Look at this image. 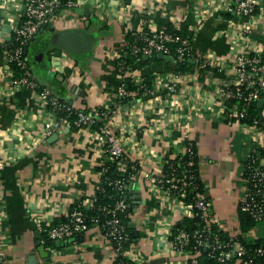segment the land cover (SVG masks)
I'll list each match as a JSON object with an SVG mask.
<instances>
[{"label":"crops","instance_id":"0c3cea01","mask_svg":"<svg viewBox=\"0 0 264 264\" xmlns=\"http://www.w3.org/2000/svg\"><path fill=\"white\" fill-rule=\"evenodd\" d=\"M0 1V25L13 29L26 0ZM229 2L81 0L76 7L52 14L27 45L35 79L61 100L70 99L74 107L104 112L103 123L119 138L129 162L136 164L137 172L126 184L127 227L140 264H185L189 256L172 251L171 233L177 223L192 217L154 182L166 160H181L189 142L194 144L202 194L211 202L209 216L218 230L228 238L264 243V222L245 228L240 211L247 188L245 157L252 147H264V107L261 131L256 132L236 124L229 116L233 108L217 93L219 85L234 79V54L240 50L235 30L248 28L253 52L264 58V0L252 18L229 15ZM185 22L192 31L191 70L174 81V60L136 59L129 63L126 78L140 86L149 79L151 93L132 91L131 97L120 100L114 62L128 35L169 30ZM50 28L85 29L91 45L86 51L76 48V53L42 47ZM9 34L3 30L0 37V264H115L112 243L95 225L78 238L51 246L41 238L42 229L64 219L76 203L94 200L105 154L95 128L65 123L41 139L49 108L34 91L11 83L2 38ZM208 58L212 64L200 67ZM164 77H169V86H155V80ZM176 95L183 99L178 109L164 103ZM260 163L264 167V155Z\"/></svg>","mask_w":264,"mask_h":264},{"label":"built area","instance_id":"2783aa9c","mask_svg":"<svg viewBox=\"0 0 264 264\" xmlns=\"http://www.w3.org/2000/svg\"><path fill=\"white\" fill-rule=\"evenodd\" d=\"M79 1L81 0H66L65 2L63 0H26L23 18L21 17L11 29L8 35L9 39L2 37L5 39L3 44L6 52V62L9 66L13 64L16 67L14 71L11 68V83L34 91L49 108L50 118L42 124L41 139L43 140L53 132H56L62 124L70 123L76 128H91L99 118L105 119L104 112L94 114L74 107L53 95L46 86L35 79L26 58L27 45L40 29L50 23L51 15L62 8L76 7ZM229 1L225 9L229 15L248 18L254 16L256 7L260 2V0ZM3 5L0 1V8ZM235 31L238 40H240V50L234 54V79L231 83L219 85L217 93L221 99L231 105L230 108H233L229 109V116L236 124L248 125L258 132L260 124L257 120L252 123H243L242 119L247 115L246 106L260 98H264V58L261 53L253 52L249 43L250 30L248 28ZM191 42V38L172 32V30L149 29V31L142 30L132 33L131 41L126 44L123 53L117 60L116 72L120 77V82L116 87L117 95L120 97H131L133 93L124 86L125 78L127 77V67L122 59L127 53L135 56L136 59H140L143 56L149 58L161 53L172 56L177 63V67H179L187 57L191 58ZM211 64L212 62L209 58L199 63L202 68ZM15 71L17 73H14ZM181 75L182 72L178 68L174 74H171V77L175 81ZM164 78L155 80V86L158 84L166 85L167 81L170 82L169 77ZM168 86L169 83L167 84ZM144 91L151 93L148 89ZM178 96L182 97L181 95ZM178 96L165 100L164 103L167 106L170 105L178 109L183 103V99L177 100ZM185 102H189L188 99ZM96 134L102 138L105 162L114 163L121 173L120 177L108 180V184H111L114 190L119 193V197L111 202L102 204H93L95 198L90 204L76 203L63 220L52 223L42 230L45 231L46 239L61 241L70 237L81 236L92 225H95L112 243L115 256L122 255L130 262L140 264L135 259L133 253L134 245L129 240L127 226L122 220V214L128 207L126 196L124 198L120 197V194L126 188L124 175L129 173L131 177L134 176L130 171H127L129 165L128 157L119 138L109 125L106 123L100 125L96 129ZM195 157L194 144L189 142L181 156V160L184 161L185 167L188 169L186 178L182 176L183 178L179 179L175 172L165 173L163 171L162 175L154 180L161 190L182 205L187 214H190L191 217L200 218L202 222V226L194 230L179 228L171 233L172 251L187 252L189 256L185 260V264H198L197 253H200L201 249L216 250L217 253L212 254L211 257L215 258L219 263L254 264L256 259L260 262L258 264H264V245L247 249L239 241L238 237H230L227 241H222L216 233L212 237L209 235L211 231L206 227V224L209 223L208 219H210L211 202L198 191L196 179L199 176L197 175ZM260 161L261 158L257 156L256 147H252L245 157L243 172L247 188L240 204V211L247 213L256 221L264 220V167ZM168 163L169 161L166 160L164 165ZM170 165L169 167H171ZM130 170L137 172L136 165L130 164ZM104 171V168L100 171L101 176ZM149 176V174H145V177ZM101 180L98 189H100ZM187 188L192 193H190L188 200H183L181 196L185 195ZM92 208L95 211L94 214H90L87 211Z\"/></svg>","mask_w":264,"mask_h":264},{"label":"trees","instance_id":"16d2710c","mask_svg":"<svg viewBox=\"0 0 264 264\" xmlns=\"http://www.w3.org/2000/svg\"><path fill=\"white\" fill-rule=\"evenodd\" d=\"M63 1L65 2L66 0H63ZM125 1L128 2L129 0H125ZM22 18H23V16H22ZM188 25L189 24L187 22H185L181 26L176 27V28L174 27V28H171L169 30H172V32H176L177 34H180L182 36H187V37L192 39V31H191V29H189ZM128 37H129L128 38L129 39L128 42H129L132 39V35L129 34ZM151 58L153 59V58H155V56H153ZM122 60L125 62L126 67H128L129 63L136 60V57L131 55L130 53H127L125 55L124 59H122ZM190 60H191V58L187 57L182 62V64L179 65L178 68H179L180 72L184 73V72H189L191 70L192 63ZM116 65H117V60H116V62H114L115 71H117ZM10 67L13 69V71L16 68L13 64L10 65ZM14 73H17V71H15ZM149 84H150L149 79H145V83L141 86L138 84L131 83L127 78H125V82H124V86L126 87V89L128 91H133V92H137V93H141L144 90L150 88ZM119 98H120V100L128 99V97H120V96H119ZM239 107L241 108L240 105H239ZM245 109H246L247 115L245 118L242 119L243 123H252L254 120H257L258 123L261 124V120L258 116V110H257L256 102L250 104L249 106H246ZM102 124H103L102 118H99L97 120V122L91 128L98 129V127ZM256 153H257V156L259 158H261L264 155V147L258 146L256 148ZM168 161H169V163L164 165V167H163V171L165 173H170L171 171H173L179 177V179L183 178V177L186 178L188 169L185 167L183 160L175 159V160H168ZM196 162H197V160L195 157V163ZM130 164L132 165L134 163L129 162V165L127 167V171H130V173L134 175V174H136V172L130 170ZM169 164H171L170 165L171 167H169ZM103 168L105 169V171H104V173H102V176H101L102 180H101L100 189H98L95 193V201L93 202V204H102L105 202H111L113 199H117L119 197V193L114 190V188L111 184L110 185L108 184V180H113L116 177H120L121 173L119 172L117 166L111 162H105L102 166H100V171H102ZM197 175H198V173H197ZM243 176L245 177L244 172H243ZM124 177H125V186H126V184L129 183V181L131 180V176L129 173H126L124 175ZM196 182L198 185V191L202 193V185L200 182V178H197ZM190 193H192L191 190L189 188H187V192L185 193V195L181 196L182 199L188 200L190 195H191ZM121 196H122V198H124L126 196V188L124 189V192L122 194H120V197ZM93 207H95V206H93ZM87 211L90 214H94V212H95V211H93V208L88 209ZM128 211H129V208H127L126 211L122 214V220L126 224V226H127V219H128L127 218ZM242 213H243V215L241 217V222L243 224V227H245V228L251 227L252 225H254L258 222H264V220L256 221L247 213H244V212H242ZM209 218H210V219H208L209 223L206 224L207 225L206 227L211 231L209 235H211V237H212L214 235V233H216L219 235V237L222 239V241H227L228 237L226 235L222 234L218 230L216 222L212 221L211 217H209ZM200 226H202V222H201L200 218L192 217L190 219H185L182 222L177 223L175 225L174 231L178 230L179 228H184L186 230H194L195 228H198ZM127 229H128V227H127ZM41 238L44 240V243L47 245L51 246L54 244V241H50V240L46 239L45 231L41 232ZM238 239L247 249H252V248L259 246V245H264V243H261V242L245 241L240 236L238 237ZM129 240L131 242H133L132 236L130 234H129ZM200 252H201V254H200V257L198 258V264H233V263L235 264V262H230V263H219V262H217V260L215 258L211 257L212 254L217 253L216 250L201 249ZM258 263H260V262H258V260L255 259L254 264H258ZM115 264H135V263L130 262L129 260L124 258L122 255H118L115 258Z\"/></svg>","mask_w":264,"mask_h":264},{"label":"water","instance_id":"95a60500","mask_svg":"<svg viewBox=\"0 0 264 264\" xmlns=\"http://www.w3.org/2000/svg\"><path fill=\"white\" fill-rule=\"evenodd\" d=\"M75 11L79 12L80 14H85V15L88 14V12H85L82 8H75ZM3 30L10 33L11 28L9 27V25H0V32L2 33ZM50 32L51 33L48 36V38L43 42L42 47L45 46V48H58V49H62L64 51H69L70 53L71 52L76 53L77 52L76 48H80L81 51L82 50L86 51L91 45L89 41L85 40L86 34H87L85 29H80V28H75L72 30L64 29V30L57 32V31H54L53 28H50ZM4 37L6 39H9V36H4ZM33 41H35V40H32L31 42H33ZM27 50L28 49L26 48V54H27ZM143 58L148 59L147 56H143ZM156 58L164 59V60H168V61L174 60L172 56L163 55L161 53H158L156 55ZM75 89H76V86L73 88V90H75ZM66 102L68 104H71L70 99L66 100ZM256 106L258 109V115L261 119V112H262V109L264 107V98L258 99L256 101ZM128 187H131V185H129ZM126 200H127V198H126ZM135 204H137V201L135 202ZM55 242H56V244L60 243L59 240H56ZM39 251L41 254L45 253L44 247L40 246Z\"/></svg>","mask_w":264,"mask_h":264}]
</instances>
